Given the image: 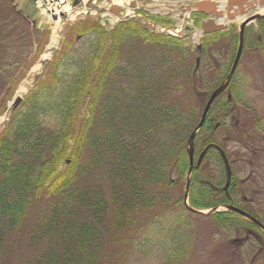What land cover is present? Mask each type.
Returning a JSON list of instances; mask_svg holds the SVG:
<instances>
[{"label": "trees", "instance_id": "trees-1", "mask_svg": "<svg viewBox=\"0 0 264 264\" xmlns=\"http://www.w3.org/2000/svg\"><path fill=\"white\" fill-rule=\"evenodd\" d=\"M149 20L171 25L165 21L169 19L150 16ZM129 23L127 20L109 33L102 27L94 31L89 56L85 60H73L75 67L72 71L69 70L73 65L69 64L68 54L64 59L57 58L62 75L39 88L13 112L0 136V253L8 236L25 226L31 216L39 214L32 242L43 248L36 260L27 264H103L110 235L130 232L133 228H136L137 235L140 230L151 226L152 220L139 221L137 212L152 211L158 203L164 210H171L182 201L175 198L172 189L177 182L175 179H179L182 185L185 183L190 165L187 154L190 134L187 136L186 132L190 126L183 128L187 119H191L187 111L164 102L165 92L159 95L152 91L153 95H147V103V89L137 90L135 96L129 89L120 95H108L104 91L110 71H121L130 79V66L137 64V59L133 63L132 58L123 57L121 49L119 51L124 40L141 31ZM258 26L261 35L255 45L264 55V20ZM141 32L142 36L148 33L147 30ZM248 36L247 30V44ZM166 38L168 40H143L182 48L181 40ZM143 62L148 70L146 77L157 71V65L146 59ZM173 65L159 74L157 87H171ZM3 69L6 68L0 65V91L7 82ZM142 72L144 70L135 73L137 78L144 79L140 77L144 76ZM102 96L103 106L97 111ZM82 97L90 104L87 120L90 125L84 134H77L76 108ZM233 99L218 98L214 105L219 111L227 112L231 108L230 112L234 113ZM212 110L203 127L208 131L214 126L213 119H217L212 117ZM97 125L102 134L93 130L86 140L89 127L96 128ZM214 143L207 141L201 147ZM86 148L88 158L85 157ZM68 160L70 164H67ZM174 173L177 175L175 179ZM211 173L212 169L205 161L194 169L189 197L191 207L209 209L231 203L225 191H215L207 186L212 183ZM90 178L95 180L93 184L86 182ZM193 184L198 186L199 194L195 193L197 188ZM206 188L207 193H203ZM235 190L232 183V204L247 211L233 195ZM207 197H210L209 202ZM186 211L194 214L187 208ZM247 212L264 224L261 216L251 210ZM211 218L220 227L233 226L237 221L248 225L242 228L244 231L255 229L253 224L234 212L216 213ZM187 234L173 233L170 242L164 241L168 259H187L185 251L190 245ZM153 235L161 238L158 232ZM123 237L120 240L125 245L126 255L132 239L130 235ZM151 242L150 238L147 244Z\"/></svg>", "mask_w": 264, "mask_h": 264}, {"label": "rangeland", "instance_id": "rangeland-1", "mask_svg": "<svg viewBox=\"0 0 264 264\" xmlns=\"http://www.w3.org/2000/svg\"><path fill=\"white\" fill-rule=\"evenodd\" d=\"M66 1L72 11L87 8L88 12L79 14L74 20H68V16L64 13L57 15L63 19V26L58 45L53 49L50 48L55 27L53 16L50 17L43 12L42 7L32 0H0V65L6 68L3 69L2 74L7 80L0 91V122L7 116L2 124L0 136L11 119L12 106L17 98L22 99L17 107L19 109L39 88L47 86L56 79L57 75H62V70L57 65V58L64 59L65 54H68L71 61L69 64L73 65L69 70L72 71L75 67L73 60L77 62L89 56L90 41L95 38L93 32L100 30L101 27L108 33L114 31L127 22L121 21L131 9L130 1L127 6L122 7V12L118 16L120 21L113 23L116 17L112 16L107 0H91V3L81 0L78 6L73 5V0ZM134 1L137 5L136 12H145L159 19H169L165 21H169L171 25L155 23L152 20L148 23L139 18L129 19V24L136 25L135 29L148 32L144 36L141 31L135 36H129L119 47L123 57L132 58L133 63L137 59V64L130 66L132 70L130 79L121 71H110L109 81L103 90L108 95H120L127 93L123 91L129 89L135 96L136 93L138 94L137 90L141 92L147 89L145 94L147 103L149 102L147 95L150 93L153 95L152 91L159 95L165 92L164 102H169L183 112L187 111L188 117H191L183 124V128L190 126L186 131L188 136L199 123L211 92L224 83L234 64L242 21L236 20L226 31L204 38L200 26L197 25L195 30L189 32L184 29L183 35L172 32L177 35L174 38L182 41V48L158 41L151 43L143 39L168 40L166 36H173L163 30L177 29L182 21L187 22L188 26L191 22H200L194 20L191 14L190 20L186 19L188 11L185 8L194 3V0ZM94 26L96 28L92 31ZM260 32L256 22L248 28L250 40L248 44L245 43L230 90L220 97L223 99L231 95V98H234L233 104L236 106L234 113L230 112L231 108H228L227 112H222L213 105L212 117H217L213 119L214 126L209 131L204 128L198 133L194 149L197 159L203 149L201 146L207 141H215L221 146L231 162L236 189L233 195L239 205L254 211L264 220V55L260 52L259 46L255 45L256 39L261 35ZM204 46H206L204 49L198 50V47ZM46 54L49 56L46 57ZM197 58L200 59L198 66ZM143 59L158 66L157 71L149 73L148 77ZM172 64L174 65L171 74L173 77L170 80L171 87H157L159 74L168 70V66ZM139 68L144 70L142 72L144 76H140L144 79L137 78L135 74L142 71ZM103 98L104 96L100 97L97 111L103 106L101 105ZM89 106V101L85 97L78 102L76 108L78 123L75 126L77 134L82 132L84 134L90 125L87 121ZM215 126L218 128L215 129ZM93 130H96V134H102L99 125L96 128L90 126L86 140ZM181 130L184 132V129ZM85 152V157L88 158L87 148ZM215 152L216 150H212V153L205 158V162L212 169L209 177L212 183L222 189L226 182L225 169L222 161H217ZM176 177L174 173L173 178ZM175 180L177 182L172 192L177 200L182 199L180 203L178 202L177 208L164 210L163 205L158 203L152 211L137 212L138 220L143 219L146 222L152 220L151 226L140 230L137 235H135L136 228L130 232L110 235L106 249L107 258L103 264H118V262H122L121 264H264V236L260 232L256 234V238L244 241L246 233L242 228L248 226L247 224L236 221L233 226L220 227L216 225V220L211 218L213 213L211 210H202L201 215L189 214L183 203L186 184L182 185L179 179ZM86 182L93 184L95 180L90 178L86 179ZM193 185L195 188L198 187L196 184ZM198 192L200 190L197 188L195 193L199 194ZM203 193H207V188ZM207 199L209 202L210 197ZM227 209L228 207L223 206L220 210ZM37 220L39 214L31 216L25 226L8 236L0 253V264H27L36 260L43 248L32 242ZM156 232L161 234V238L153 235ZM173 233L179 235L188 233L190 245L185 251L186 260L168 259V249L164 247V241L170 242L174 237ZM123 235H130L132 239L130 251L126 255H124L125 245L120 240L125 238ZM150 238L152 242L147 244ZM234 240H241V243H235Z\"/></svg>", "mask_w": 264, "mask_h": 264}, {"label": "water", "instance_id": "water-1", "mask_svg": "<svg viewBox=\"0 0 264 264\" xmlns=\"http://www.w3.org/2000/svg\"><path fill=\"white\" fill-rule=\"evenodd\" d=\"M34 2H38V0H33ZM44 2V4H47V0H42ZM55 1V0H53ZM58 2H60L61 0H56ZM111 2V0H109ZM228 3V13H227V17L229 19H231L230 21H233L236 17V12L238 10V12L243 15L249 11H253L257 8H264V0H227ZM77 4V0L75 2L74 5ZM134 7V6H133ZM217 8V3L214 2L213 0H207V1H201L199 3H197L194 6L195 11H198L200 13H203L207 16L211 15V14H216L218 16H223V14L220 11L216 10ZM120 10V7L117 5H114L112 7V12L115 14H118ZM53 18L56 20V17L53 16ZM264 18V15L259 16V15H254L246 20L243 21V24L240 27V44H239V49L237 52V56L235 58L234 64L232 66V69L229 73V75L227 76L226 82L225 84H223L220 88H218L217 90H215L213 92V94L211 95L209 101L207 102V105L205 107V110L203 112L202 118L200 123L198 124V126L196 127V129L193 131L190 139H189V145L191 147V150H189V154H190V163H191V167H190V172L192 171L193 168V146H194V140L195 137L198 133V131L203 127L205 121H206V117L207 114L211 108V105L213 104L214 100L227 88V86L229 85L232 77L234 76L237 67L239 65L241 56H242V52H243V43H244V33H245V29L247 27V25L249 23H251L252 21H254L255 19H262ZM225 25L224 24H216L214 20H209L207 22H203L202 24V29L205 33H213V32H217V31H221L225 29ZM199 62V61H198ZM21 98H17L14 105H13V110H15L18 105L21 103ZM225 164H226V168H227V174H228V178L230 179L231 177V169L230 166L228 164L227 159L225 158ZM229 209L239 213L240 215L249 218L251 220H253V222H255L257 225H259V227L263 228V226L261 224H259L257 221H255L254 219H252L249 215H247L244 211L235 208V207H228ZM193 212L199 213V214H203L202 211H197V210H192ZM264 230V228H263Z\"/></svg>", "mask_w": 264, "mask_h": 264}, {"label": "bare ground", "instance_id": "bare-ground-1", "mask_svg": "<svg viewBox=\"0 0 264 264\" xmlns=\"http://www.w3.org/2000/svg\"><path fill=\"white\" fill-rule=\"evenodd\" d=\"M112 2H113V4H117L119 6H127L128 3L130 2V0H112ZM37 3H38L39 7L40 6L42 7L43 12L48 13L50 15V17H52L53 15L57 16L61 13H64L68 16L67 17L68 20H74L76 18V16H78L79 14H85L88 12L87 8H82L81 10L77 9L76 11H72L69 5H67V4L62 5V2L54 5V4H50V3L43 4L42 0H39V2H37ZM260 11H261L260 13H264V10H260ZM127 14L132 15L133 12L131 10H128ZM188 16H189V13L186 14V17H188ZM117 20H118L117 18L116 19L114 18L113 23H116ZM62 24H63V19H61V17L57 16V20L55 21V27L53 30V36H52L50 48L54 49L57 47L58 42L60 40V36H61V28L63 26ZM172 32L178 33V32H180V30H174ZM47 56H49V54H46V57ZM6 117L7 116H5V118L2 119L0 122V131L2 128V124L7 119Z\"/></svg>", "mask_w": 264, "mask_h": 264}, {"label": "flooded vegetation", "instance_id": "flooded-vegetation-1", "mask_svg": "<svg viewBox=\"0 0 264 264\" xmlns=\"http://www.w3.org/2000/svg\"><path fill=\"white\" fill-rule=\"evenodd\" d=\"M203 18H204V17L201 15V16H197V17H195V20H203ZM216 147H217V149L215 148V149H216V152H215L216 157H218V158L222 157V158H223V157H224V155H223V151H224V150H222L221 146H216ZM203 151H204V150H202L201 152H203ZM201 152H200V154H201ZM209 154H210V153H209ZM209 154L207 153L206 156H205V158H206ZM196 155H197V154H196V152H195V155H194V156L196 157ZM218 158H217V160H219ZM229 183L231 184L232 182H231V181H227V184H229ZM230 184H229V189H230V187H231V185H232V184H231V185H230ZM212 190L220 191V190H216V189H214V188H212ZM224 190H225V193L227 194L228 198H229L230 201H231L230 204L232 205L233 200H232V197H231V195H230V191H228V189H226V188H225ZM245 199H246V198H245ZM248 210H249V209H248ZM248 210H247V211H248ZM244 211H245V210H244ZM247 211H246V212H247ZM247 213H248V212H247ZM256 234H257V233H255L253 230H250V231L247 232V235H246V236H247V238H256V237H257ZM240 243H241V242H240Z\"/></svg>", "mask_w": 264, "mask_h": 264}]
</instances>
